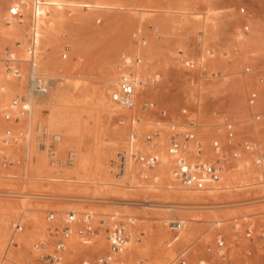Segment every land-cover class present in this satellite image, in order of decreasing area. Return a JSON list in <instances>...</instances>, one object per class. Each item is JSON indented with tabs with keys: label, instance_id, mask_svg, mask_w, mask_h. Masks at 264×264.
<instances>
[{
	"label": "rangeland",
	"instance_id": "1",
	"mask_svg": "<svg viewBox=\"0 0 264 264\" xmlns=\"http://www.w3.org/2000/svg\"><path fill=\"white\" fill-rule=\"evenodd\" d=\"M31 1L0 0V148L2 155L14 163L0 174V259L15 227L23 224L25 228L16 236L19 245L8 256L15 261L9 260L8 264L36 260V245L46 243L50 248L55 240L54 223L77 210L81 212L78 218L87 211H98L100 215L88 216L98 231L81 235L83 225L76 222L75 230L81 239L72 248L71 233L63 254L64 264H94L99 256L110 253L105 225L111 219H116L114 223L125 220L127 224V243L117 255L125 264H170L185 250H189L188 264H228L217 254L220 241L233 264H264V177L257 163L260 154L264 155V127L252 126L247 102L250 91L256 89L257 109L264 110V82L259 80L264 77V0H66L93 7L49 9L62 22L53 29L41 26L39 71L60 74L62 81L77 84L85 94L103 87L107 77L118 78L122 56L132 60L136 55L133 48L142 43L149 80L144 103L156 104V108L144 111L142 105L135 111L134 118L141 121L142 131L137 134L142 142L147 143L146 134L155 130L143 128L147 127L144 121L160 123L171 133L167 124L157 120L161 109L171 118L186 109L197 120L196 133L204 146L205 161L216 157L211 148L214 140L226 144L223 124L227 117L234 121L238 142L259 141L256 151L244 150L239 158L228 157L221 181L210 186L212 192L185 187L167 174L161 180L132 177L122 193L102 188L94 191L82 177L74 176L67 169L70 164L64 161L62 166L51 165L52 170L60 168L57 175L40 174L35 169L36 156L49 155L39 148L37 137L31 148L23 144L29 117L19 123L5 118V113L12 110L13 97L26 91L27 73L26 61L16 60L22 78L6 70L5 48L9 46L16 58L22 51L28 54L25 47ZM17 3L25 4L22 24L10 21ZM138 33L141 40L136 37ZM67 45L71 46L69 52ZM202 57L209 71L207 76L199 65ZM192 63L196 65L190 67ZM247 67L251 71H246ZM46 79L49 83L50 77ZM136 91L141 92V88ZM36 99L43 104L41 98ZM104 123L107 145L131 128L129 119L123 117L105 116ZM66 148L76 149L72 141ZM192 151L193 146L183 156L191 157ZM169 156L174 169L176 157ZM62 157L68 159V152ZM250 167L256 169L253 176L246 173ZM248 182L260 186L255 188ZM51 212L55 214L53 221L48 220ZM177 221L184 224L180 231L174 229Z\"/></svg>",
	"mask_w": 264,
	"mask_h": 264
},
{
	"label": "built area",
	"instance_id": "2",
	"mask_svg": "<svg viewBox=\"0 0 264 264\" xmlns=\"http://www.w3.org/2000/svg\"><path fill=\"white\" fill-rule=\"evenodd\" d=\"M45 3V0H32L30 3V26L29 32L26 36L27 44L26 49L29 54L27 63V73H26V91L21 94H17L12 99V110L5 113V118L9 122L19 123L21 119L28 118L32 111V106L35 99L47 93L48 83L46 76L39 71L37 65L38 59V47L40 39V27L38 22V16L41 8ZM24 3H17L12 8V16L10 18L11 22L22 24L25 19L24 15ZM244 12L245 9H242ZM248 30L249 27L247 26ZM139 40H141L140 34H136ZM1 49V46H0ZM71 49L70 45L66 46V51L69 52ZM5 62L6 70L9 73L20 75V68L17 66L16 56L9 46L5 48ZM64 58H67V54H64ZM203 63L201 65V72L203 75H208V68L205 67ZM196 63L189 65L194 67ZM264 68V65H263ZM119 74L117 79V89L112 95V100L124 108H130L133 106L136 95V77L134 72V67L130 62L127 55L122 56V60L118 66ZM246 71H251L250 67L246 68ZM214 76L217 73H212ZM221 73L218 72V75ZM260 83L264 82V77H260ZM247 102L251 108V122L253 127H264V110H258L259 103V92L253 89L248 94ZM143 110L147 111L149 108H156L155 103H144ZM159 118L157 119L161 123L167 124L171 133L169 137L168 151L169 153L176 157V163L174 168V176L180 181L184 186L190 187L195 190H206L208 187L219 182L224 176L226 165L228 163V157L232 155L234 158H239L242 156V151L250 150L256 151L259 148V141L256 140H243L238 142L236 138V131L234 130V121L227 117L224 120V128L227 131L226 144L222 145L221 141L216 139L212 143V150L216 153L214 160L205 161L204 155L205 150L203 143L199 140L196 129L199 124L196 119L192 118L187 110H183L179 116L170 117L168 112L164 109L159 111ZM218 131H222V128H218ZM10 134V132H8ZM61 137L49 133H44L38 136V143L42 149H46L48 143H55ZM130 151L120 154V159L118 163H114V167L118 169L119 172L126 171L127 162L129 159H134L135 163L142 171L154 170L159 164L160 159L156 153L155 146V134L153 132H148L146 134V142L149 144V150L147 152L138 151L134 146L138 139L137 131H133L130 137ZM8 141V139H7ZM7 141L5 143H7ZM193 146V151L191 157L185 158L184 152L188 151L189 148ZM0 148V174L12 167L14 164L12 160L1 153ZM71 162V160H68ZM257 163L262 165L264 163V155L260 154L257 159ZM55 219V214L50 213L48 220L53 221ZM116 220V219H115ZM112 220L105 225V232L109 235L111 242V251L108 254L99 256L94 264H124L119 258L118 254L122 253L125 249L127 243V224L125 220L115 222ZM75 221V215L72 213L68 214L67 221L60 227L56 226L52 229L55 236V240L50 248L47 245H36L35 249L37 251L36 260H32L29 264H64L63 254L67 247V240L72 233V225ZM82 227L79 229L81 235H94L98 228L93 224V220L83 215L81 218ZM102 224V223H101ZM103 226V224H102ZM183 227L182 222L177 221L174 224V229L180 231ZM237 227V226H236ZM25 226L19 224L14 230L6 252L2 255L0 259V264L8 263V253L10 250L18 247V242L16 236L21 232ZM264 239V235L262 236ZM178 239V235H176ZM211 250V249H209ZM188 252L189 250L183 251L178 255L170 264H188ZM217 254L219 257L228 264H233V260L228 257L225 246L222 241L219 242L217 249ZM77 264H81L78 262ZM85 264V263H84ZM202 264H209L203 261Z\"/></svg>",
	"mask_w": 264,
	"mask_h": 264
},
{
	"label": "bare ground",
	"instance_id": "3",
	"mask_svg": "<svg viewBox=\"0 0 264 264\" xmlns=\"http://www.w3.org/2000/svg\"><path fill=\"white\" fill-rule=\"evenodd\" d=\"M44 4L45 5L41 8L38 16L40 31L42 30V24L45 27L53 29L62 22V20L49 13V9L52 6L61 10L66 6L93 7L88 3H77L66 0H46ZM96 6L99 7L101 5ZM39 36L40 45L42 36L41 32ZM19 44L21 45L22 43ZM133 50L136 52L135 58L132 60L129 58V60L134 67L137 80L136 90L141 88V92L136 91L134 104L130 108H124L112 100V95L117 89L118 78L116 76L105 78L106 84L103 87L95 92L88 90L85 94L77 84L62 81L60 79V74H44L45 76L50 77L49 83L47 79V93L37 97L43 100L42 105L38 104L37 99H35L33 103L32 111L27 122L28 126L25 130L23 144L26 148H31L32 144L35 143L34 141L36 137L38 139V136L43 135L44 133L57 135L61 138L55 143L49 142L46 149H42L38 140H36L39 148L42 151L47 152L49 155V157L47 154L36 156L37 165L35 169L37 172L43 175H57L60 168L56 167L52 170L51 165H60L61 163L63 164L64 161V163L70 164L67 169H69L74 176L82 177L85 180L84 182H87L94 191H98L99 188H102L104 191L111 190L114 193H122L123 190L127 188V185L125 184L128 180L135 176H141L145 181L154 178L161 180L167 174H172L174 176L173 164L170 162L169 151L166 149L167 143H169L170 133L165 131L163 127H160L163 126L162 124L153 120L144 121L143 124L147 127L143 128L150 130L155 129V151L160 159L159 167H156L154 170L142 171L138 166H135L133 163V161L135 162L134 159H129L126 171L119 172L115 167L116 170L112 169L114 163L119 162L120 154L130 151V148L123 150L121 147L125 145L126 147H130L131 133L133 131H137V133L142 131L140 126L141 121L134 118V116L135 111L143 105L144 100L147 97L149 80L147 62L144 59L142 51V43L137 44ZM16 60L20 62L27 61L28 54L22 51L20 52V58L17 57ZM203 62L204 57L201 58V63ZM109 95L111 96L109 97ZM105 116L112 118L123 117L125 120L129 119L131 125V128L126 131L124 136L112 140L110 145H107L106 141L103 139L106 131V125L104 123ZM35 132H38L39 134L35 136ZM129 133L130 136L128 138L127 136ZM71 141L76 149L69 150L66 148ZM113 146L117 149L114 150ZM84 147L88 148V150L85 151ZM134 147L142 152H147L149 150V144L142 142L139 136ZM190 148L188 151H190ZM67 152L69 157L65 160L62 156ZM69 159L71 162L68 161ZM261 169V175L264 177V163L261 165ZM246 173L253 176L257 172L255 168L250 167ZM246 184L255 188L260 186L257 182H248ZM262 188L264 190V183ZM215 189H222V187H217ZM206 190L211 192L214 191L213 187H208ZM29 209L33 210V206H30ZM71 213L75 215V221L72 225L73 236L70 237L69 245L75 249L81 239V236H79L80 234H77L75 230L76 222H81V218L77 217L81 212L74 210ZM84 214L90 217L93 215H100L98 211H87ZM194 218L196 219V217ZM66 221L67 216L55 222L54 226L60 227L65 224ZM104 223L106 224L107 221H104ZM43 245L47 244L44 243ZM9 260L11 262L15 261L12 255L8 259V263Z\"/></svg>",
	"mask_w": 264,
	"mask_h": 264
}]
</instances>
